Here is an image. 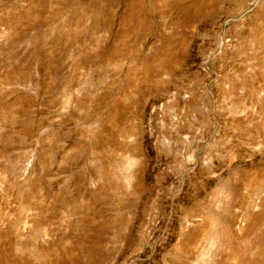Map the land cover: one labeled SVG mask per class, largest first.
<instances>
[{
  "label": "rangeland",
  "instance_id": "rangeland-1",
  "mask_svg": "<svg viewBox=\"0 0 264 264\" xmlns=\"http://www.w3.org/2000/svg\"><path fill=\"white\" fill-rule=\"evenodd\" d=\"M0 264H264V0H0Z\"/></svg>",
  "mask_w": 264,
  "mask_h": 264
}]
</instances>
